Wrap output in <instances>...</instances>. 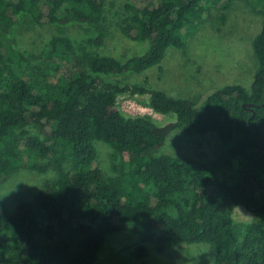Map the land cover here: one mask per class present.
Masks as SVG:
<instances>
[{"label": "trees", "instance_id": "1", "mask_svg": "<svg viewBox=\"0 0 264 264\" xmlns=\"http://www.w3.org/2000/svg\"><path fill=\"white\" fill-rule=\"evenodd\" d=\"M235 1L259 22L249 88L223 85L198 103L127 79L162 72L167 48L184 49L212 18L223 23ZM68 25L85 34L73 38ZM111 30L146 49L103 53ZM121 95H147L146 107L174 117V130L207 135L206 146L213 138L219 155L162 151L169 134L154 133L149 115L125 114ZM263 139L264 0H121L115 12L105 0H0V182L25 167L51 173L32 199L0 205V264H95L126 230L139 239L130 264H149L148 244L159 253L206 244L213 264H264ZM240 205L253 219L233 217Z\"/></svg>", "mask_w": 264, "mask_h": 264}, {"label": "rangeland", "instance_id": "2", "mask_svg": "<svg viewBox=\"0 0 264 264\" xmlns=\"http://www.w3.org/2000/svg\"><path fill=\"white\" fill-rule=\"evenodd\" d=\"M107 10H121V0H105ZM216 13V12H215ZM258 16L252 14L241 1L235 3L226 11V19L222 23L212 18L207 21L194 35L186 40L184 49L169 47L166 49L160 65L153 66L141 73L128 75L129 81H141L148 78L151 86L165 91L177 98L196 99L202 102L207 95L227 84L250 86L256 61L251 47V41L258 27ZM85 26L83 25V28ZM78 25H68L66 31L73 38L83 37L84 30ZM32 35L29 32L21 34L23 47L27 46ZM146 49V44L134 43L125 39L115 30L107 38L101 48L103 53L118 57L136 55ZM147 95H121L118 97V107L127 115H149L157 126L173 122L174 117L159 114L146 107L143 101ZM207 135H187L173 129L166 137L162 151L175 155H192L199 160L219 155L218 144L213 138L210 146H206ZM100 145V146H99ZM107 145L97 141L102 166L108 169ZM51 178V173H37L27 167L14 173L8 180L0 182V205L14 206L21 200L33 198L42 183ZM233 217L237 220H251L253 214L244 206H236ZM139 239L126 230L111 235L103 245L95 264H130L129 249L133 248ZM147 261L149 264H213V255L206 244H193L168 248L159 253L151 244L147 245Z\"/></svg>", "mask_w": 264, "mask_h": 264}, {"label": "water", "instance_id": "3", "mask_svg": "<svg viewBox=\"0 0 264 264\" xmlns=\"http://www.w3.org/2000/svg\"><path fill=\"white\" fill-rule=\"evenodd\" d=\"M250 110L252 111V116H253L254 115V111L252 109H250ZM174 126H175V122L171 121V122H167L166 124H164L162 126H154L152 128V131L154 133H156L157 135H159V136L166 137L173 130Z\"/></svg>", "mask_w": 264, "mask_h": 264}]
</instances>
